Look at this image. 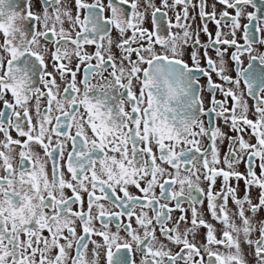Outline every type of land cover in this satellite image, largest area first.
<instances>
[{
  "label": "snow or ice",
  "instance_id": "snow-or-ice-1",
  "mask_svg": "<svg viewBox=\"0 0 264 264\" xmlns=\"http://www.w3.org/2000/svg\"><path fill=\"white\" fill-rule=\"evenodd\" d=\"M262 21L264 0H0V264H264Z\"/></svg>",
  "mask_w": 264,
  "mask_h": 264
},
{
  "label": "flooded vegetation",
  "instance_id": "flooded-vegetation-1",
  "mask_svg": "<svg viewBox=\"0 0 264 264\" xmlns=\"http://www.w3.org/2000/svg\"><path fill=\"white\" fill-rule=\"evenodd\" d=\"M16 2H19V0H16ZM89 2H91V0H89ZM194 2H196V0H194ZM212 2H213V0H208L209 5H210ZM105 3H107V0H105ZM156 3L159 5V4L161 3V0H156ZM36 7H37V9H38V8H39V5L37 4ZM208 10L211 11V8L209 7ZM221 10H222V6L219 5V4H217V13L219 14V12H220ZM228 11H229V12H233L234 10L229 9ZM247 11H248V12H253V11H255V9H253L251 6H249V7L247 8ZM190 15H195V13H194V12H191V10H190ZM258 15H259V14H258ZM169 17L172 18L173 21H174V14H173V12H169ZM242 23H247V20H246V19H243V20H242ZM262 23H264V21H262ZM199 24H200V20H199V17H197V19H196V21L193 23L192 27L195 28V27H196L197 25H199ZM146 26H147V27H150V25H146ZM209 28H210V30H211V31L213 32V34H214V32H215V25H214V24H209ZM225 30H226V29H225ZM173 31H177V29H173ZM113 34L115 35V33H113ZM257 35H258V38H264V37H262L261 34H259V33H258ZM239 36H240V33H238V39H239ZM200 39H201L202 42H204V41L207 40V37H206L203 33H201V34H200ZM239 42H240V43H244L243 40H239ZM253 47H254V49H255V52L253 53L254 55H258V54L264 53V46H260V45L257 43V44H254ZM201 51H203V50H201ZM212 54L214 55V53H212ZM243 58H244V65L247 66V63H248V53H245ZM202 63H203V61H202ZM232 75L235 76V72H233ZM213 79H216V77L214 76ZM201 83H204V80H203V79H202ZM218 98H219V96H218ZM229 103H231V101H229ZM248 103H249V105H252V104L254 103V101H253L252 99H249V100H248ZM2 108H3V105L0 104V109H2ZM225 131H227V129H225ZM229 134H230V135H234L235 133H229ZM13 136H15V133H13ZM245 139H248V136H245ZM251 142H252V143H255V139L253 138ZM205 143H207V141H205ZM224 151H226V148H222V152H221L222 155H223V152H224ZM258 164H259V161H258V159H257V165H258ZM239 170H240L241 172H244V171L246 170V164L241 163V164L239 165ZM256 171H257V175H259L260 169H259L258 166L256 167ZM220 183H221V181L218 179V181H217V187L220 186ZM232 183L235 184V181H232ZM240 188H241V189L244 188L243 181L240 182ZM256 192H257V189L254 188V189L252 190V195L255 196V195H256ZM205 203H206V202H205ZM230 205H231V202H230ZM173 215H174V217H178V216L180 215V213H179V212H176V213H174ZM260 217H264V212H261V213L257 216V219H259ZM202 231H203V230H202ZM176 250H177V249H173V251H176ZM221 251H224V249L221 248ZM249 251H250V250H249L247 247H245V252L248 253ZM248 259H249V264H253L252 257H251L250 255L248 256ZM102 264H103V261H102Z\"/></svg>",
  "mask_w": 264,
  "mask_h": 264
}]
</instances>
